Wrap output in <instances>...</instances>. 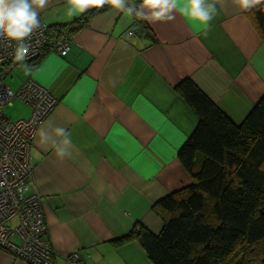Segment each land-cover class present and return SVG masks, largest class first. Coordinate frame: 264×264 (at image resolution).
<instances>
[{
    "label": "crops",
    "instance_id": "1",
    "mask_svg": "<svg viewBox=\"0 0 264 264\" xmlns=\"http://www.w3.org/2000/svg\"><path fill=\"white\" fill-rule=\"evenodd\" d=\"M68 7L67 0H50L40 12L47 29L91 9L69 17ZM216 7L207 29L176 12L171 21L145 20L149 36L134 16L108 6L67 38L65 55L45 51L24 61L27 69L3 66L2 81L12 90L31 79L58 99L30 149L31 189L54 264H69L73 250L83 264H153L136 241L116 239L137 225L158 235L163 222L153 204L191 183L177 152L198 115L177 91L181 81L189 79L236 125L264 96V36L233 0ZM131 26L136 33L126 41ZM2 111L14 121L31 110L17 99ZM55 128L70 136L71 155L63 159L51 144L62 139ZM41 129L49 142L43 146ZM0 264L28 263L0 248Z\"/></svg>",
    "mask_w": 264,
    "mask_h": 264
},
{
    "label": "trees",
    "instance_id": "2",
    "mask_svg": "<svg viewBox=\"0 0 264 264\" xmlns=\"http://www.w3.org/2000/svg\"><path fill=\"white\" fill-rule=\"evenodd\" d=\"M106 7L47 29L48 44L66 41ZM248 16L264 36V2ZM177 91L198 115L177 152L191 183L153 204L163 222L158 235L137 225L116 243L136 241L153 264H264V96L236 125L189 79Z\"/></svg>",
    "mask_w": 264,
    "mask_h": 264
},
{
    "label": "built area",
    "instance_id": "3",
    "mask_svg": "<svg viewBox=\"0 0 264 264\" xmlns=\"http://www.w3.org/2000/svg\"><path fill=\"white\" fill-rule=\"evenodd\" d=\"M40 21L41 28L25 41L29 47L27 60L45 51L65 55L68 43L63 41L49 45L47 27L41 18ZM135 33L136 26H131L122 38L128 41ZM15 46L14 41L8 42L0 37V248L28 264H54L41 201L31 189L33 164L30 149L37 128L55 108L58 99L31 79L16 90L2 81L3 66L14 62ZM17 99L30 107L27 119L13 121L4 115L3 107ZM12 220L16 221L13 226L10 225ZM65 257L69 264H83L78 250L69 252Z\"/></svg>",
    "mask_w": 264,
    "mask_h": 264
},
{
    "label": "clouds",
    "instance_id": "4",
    "mask_svg": "<svg viewBox=\"0 0 264 264\" xmlns=\"http://www.w3.org/2000/svg\"><path fill=\"white\" fill-rule=\"evenodd\" d=\"M218 2L219 0H186L182 4V0H140L137 5L135 0H67V15L72 17L87 12L90 8H103L108 5L127 17L134 16L155 23L174 20L175 13L180 12L207 29L217 13ZM262 2L264 0H233L242 10H250ZM49 3L50 0H0V37L8 42H15L13 60L20 67L28 68L24 63L29 58V47L25 41L41 28L40 12ZM54 134L62 137L58 141H51L57 156L61 159L70 156L69 134L63 128H55ZM38 135L42 146L49 143L43 129Z\"/></svg>",
    "mask_w": 264,
    "mask_h": 264
}]
</instances>
